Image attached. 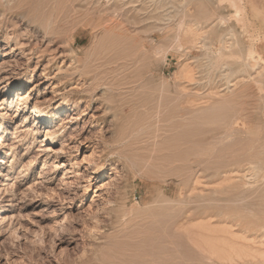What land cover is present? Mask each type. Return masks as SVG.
<instances>
[{"label": "rangeland", "instance_id": "rangeland-1", "mask_svg": "<svg viewBox=\"0 0 264 264\" xmlns=\"http://www.w3.org/2000/svg\"><path fill=\"white\" fill-rule=\"evenodd\" d=\"M155 1L156 4H154ZM160 1L154 0L153 3L152 0H139L135 3L138 5L136 9L131 5H127L128 7L124 5L126 0H84V2L83 0H12L10 2L8 11L6 12L7 22L5 23L6 25H2L3 33L0 40V78L3 76L8 77L6 79L7 85L23 81L21 82L24 84L22 88H15L13 89V92L8 94L10 95L8 98L11 106L6 113L9 117H16V119L11 123L12 127L14 126V123H22L24 127H21V129L24 131L17 132L11 127L12 130L10 132V136H7L5 140V142L8 143L5 153L7 152L9 154H1V158L6 157V160L9 162L7 165L1 164V166H3V168H1L2 171L6 166L14 163L16 164L14 169H12V172H9L11 180H6V176H0V182L6 183L4 186L0 185V189L4 188V191H7V193L9 192L8 195L3 190L0 191V207L9 209L5 213V216H7V223L4 222V224H0V264H119L133 258L131 256L135 254L134 252L137 244L146 235V228L145 226H142L143 223L131 226L124 233H122L123 235L119 234L120 236H109L98 242L92 240L89 236L87 237L85 230L86 224L83 221L85 219L84 211L87 209V205L93 194L90 193L87 196V199L81 198V193L79 194L77 189H75L77 188L76 185L80 180L78 178L81 177V173L77 174L74 171L79 169V172H81L82 170L80 167L75 168L74 164L71 166V163L74 161L78 162L81 159L82 155H80V150H78L79 142L89 135L92 141H100L97 143L99 144L98 150L100 149L99 151L106 152L105 156L102 157V161H104L103 163L105 164L106 175H108L110 171V165L112 163L110 160L118 154L116 153L117 151H121L123 154L135 157V162L139 163L142 162L141 160H145L149 156H152L155 160H151V164L153 165L149 168L141 169L140 167L134 166L133 171L136 174V178L131 172L128 175V184L125 181L120 182V186L124 187L125 194L128 197L127 202H129V204H131L134 199H138L143 202L152 201L156 196L158 189H163L166 194H169V196L173 195V197H175L179 191L181 192V190H184V192H182L189 194V196L194 194L195 196H192L194 199H196V196L200 199L206 198L202 203L207 204V206H211V209H213L205 210L204 208L191 212L190 221L187 226L192 228V235L197 236L195 233H198L204 238L219 235L211 232L209 234L207 230L202 232L203 229L197 227L198 225H201L202 222H211L206 224L213 228H221L223 225L228 224L230 226L231 223L234 228L232 227L233 229H231L230 226L229 230L231 232L235 231L227 237L231 238L233 241L235 237L233 235L249 237L250 241L262 238L263 231L258 225L263 224L264 222V201H262L264 198V192L259 190H256V192L254 190L249 191V189L245 188L246 185H244V188H241L243 184H240L241 186L239 187H234L235 182L231 181L230 178L232 174L235 175V172H231V169L236 167L237 164L232 166V164L230 165V162L232 161L231 157H226V159L220 156V151H222L221 148L225 142H209L207 139H204L203 142L198 140V143L196 140L193 142L189 141L190 143L188 142V144L186 143L187 141L181 139L180 136L183 135L182 133H184V131L186 132L188 129L194 128L195 130H198V136H202L203 134L205 135V131H208L207 134L210 135L214 131L218 130L221 126V122L218 120V115L224 105L229 106L231 110L239 109L240 107L243 109L245 107L243 110L244 113H246L245 116L248 115L245 117L247 127L249 126L248 128H251L254 133H264V128L262 129V127H264V93L262 92L261 95H258L256 89L257 87L254 86L253 82H250L249 84L251 85L250 87L252 90L250 89L249 84H246L245 86L242 85V83L239 84L240 86L242 85L241 88H243V90L246 89V92H244L245 95L239 92V85L236 86L237 89L233 87L235 89L234 91H236L238 95L236 93L234 94V91H225L226 93H221L222 95H226L228 98H225V96L221 97L220 95H215L214 93L216 91L225 87L224 83L226 79L224 78V73L227 72V70L223 67L224 61H236L238 59V55H233L225 51H222L224 52V55L220 54L221 51L220 48L218 49L220 46L218 44V40H213V43H211L212 45L210 44L209 48H190L180 51L177 50L176 42L173 40L174 32L177 26L176 24H178L180 20H191L193 17L203 16L208 10L216 12V17L223 16L225 18V21L223 20L221 23L220 21H217L220 29L222 28L219 32H224V30L227 31L228 29L233 28L236 33H238L237 35H240L239 37L245 40L247 44L250 42L247 36L250 32H252L253 35L256 34L255 36L258 35L255 38V41L257 40L256 42H258L259 38L264 39V32L260 30L262 24L259 20L250 18L249 21L251 23L248 24L252 29L250 28L249 30L248 27L247 32L245 30V25L243 26V22L237 18L235 11H233L234 9L232 10L228 3L221 4L218 0H193V2L188 5L189 7L187 9L183 8L181 10L183 13L181 12L175 17L177 20L174 18L173 20L169 15L171 14V17H173L172 11H176L173 10L176 8L169 6L171 4L170 0H162V4L165 8L161 5ZM167 1L170 4L166 3ZM200 3L204 4L205 8L204 6L200 8ZM166 6L170 10H167ZM155 7L158 8V10H156ZM138 8L140 9V12L138 11ZM261 10L264 11V7H262ZM22 12H28V16L26 18H22L20 16ZM122 14L123 16H121ZM111 15H113V17ZM184 17H186V19ZM119 18L121 20L123 19V23H120L121 20H119ZM134 20L136 21L134 22ZM113 21L115 23H120L121 26H118L115 31L104 32L102 25L106 24L105 22L112 24ZM223 22L224 25L222 24ZM12 23H15V25L12 26ZM125 29L126 31H130H127L129 34L125 31ZM6 33L9 35H16L19 33L17 39L25 43L34 44L38 42L36 44L37 49L40 48L42 50L45 47V50H43L44 53L42 52L40 55V53H36L37 50H35V52L30 56L25 57L20 50H16L12 54H9L10 49L8 47L13 46L15 44V40H12L9 46H6L4 43V36ZM260 39L259 43L264 41L263 39ZM49 40L52 42L47 45ZM141 45H143L144 48ZM105 49H107V51ZM215 49H218V51H215L216 53L214 52ZM68 50H73L74 57H79L83 63L85 62V65L88 66V63L92 64V73L100 74L102 70L105 72L100 74L99 82L101 85L110 89L106 97H99L97 100L94 97L95 95L98 96L100 94L99 91L101 89V85L84 93H74L70 90L75 82L80 81L81 78L79 79V76L72 71H62L61 73L57 72L58 66H67L70 63L72 57ZM208 50H210V53ZM101 53L105 55L104 58H102L103 55ZM206 53L208 55L207 58L209 57L208 59L206 58ZM52 55H56V58ZM95 55L97 57H95ZM98 56L100 60H98ZM212 58L217 59H215V61ZM209 59H212V61H208ZM110 60H112L113 64ZM220 60L222 62H220ZM105 62L107 63L103 64ZM101 64L104 66L102 67ZM188 64L191 68H193V73H196L195 79L193 80L195 83L189 82L188 80L177 76L180 69L183 68L184 65ZM98 65L101 66L98 67ZM200 65L202 67H200ZM212 66H214L215 69H213L214 67ZM42 67H48L49 71L48 77L43 80L41 77ZM206 67H211V69H207ZM220 68L224 69V71L220 70ZM217 69L219 70L217 71ZM212 70H214V73ZM220 72H224L223 75L221 74L222 77L220 76ZM220 78H222L223 81L222 79L220 80ZM32 84L36 86V89L30 92L29 86ZM47 85L48 88H46ZM214 87H216V89ZM51 89H56L57 92L53 94ZM214 89L215 92L212 93ZM44 91L46 92L44 93ZM251 92L254 93L250 95ZM79 95H81L82 101L79 106L75 108L73 103L78 99ZM234 95H237V97ZM92 96L94 97L93 99H87V97ZM44 97L48 98V100L44 102V110L47 113L48 118H53L54 121L41 127V124H37L38 118L32 114V107L35 100H43L45 99ZM259 97L261 99H259ZM188 98L190 100L191 98H194L195 101H191L195 102L193 103L196 104V107L199 105L198 107L201 108L197 107L193 111L189 110L187 107L186 112V109L183 108H185L184 106L186 103L188 104V102H186L187 100L189 101ZM225 99L229 102L226 103ZM24 102L28 104L27 111L29 112L23 113L22 117L19 118L17 117L18 106ZM237 102H239L240 105H237ZM234 103H236V105ZM250 103H252V105ZM182 104L183 106L181 107ZM107 105L111 107V110L108 114H105L104 111ZM187 106L190 108V105ZM189 111L193 112L191 113ZM249 112L251 114H249ZM24 116H27L26 122H23ZM199 130H201L203 134L200 133ZM54 132H57L58 134L61 132L62 134H59V136L56 137L55 142L46 147L42 146L41 143L43 142V139L46 138V135ZM208 135L205 136L207 137ZM92 136L93 138H91ZM178 136L180 137L179 139H177ZM181 140H183V143ZM247 142L248 141H243V145L250 144ZM226 143L229 142L227 141ZM190 145H194L195 147L200 145L203 146L199 148L197 147L198 150L193 147V149L189 151L188 148L191 147ZM243 145L238 144V148ZM210 146L215 147L212 150V147ZM47 147H50L54 152L61 150L62 153H58V155H66V158L64 159H69L71 162L67 163V161H64L67 166L59 168V161H61V159L59 158L58 162H56V158L52 156V153L48 156L49 152L45 151ZM199 149L206 150L209 154L208 152H203V150ZM182 150H188V153H190L187 154V161H185L186 163L184 165H181L183 163L180 162V160H182L180 156L177 155L174 157L171 155L172 152H182ZM192 150H194L195 154ZM191 152L194 155H191ZM155 153L156 155H154ZM176 157L180 159L177 160ZM13 158L14 160L11 162V159ZM96 159L98 160V157H96ZM165 160L169 164H167ZM216 160L218 161L216 162ZM154 162L158 163V165L154 164ZM209 163H212V165ZM163 166L164 170L172 168L174 169L173 173L178 174L189 173L190 169L192 173L194 169L198 168V166L204 170H202L198 185L197 183H195L194 186L191 184H184L182 187L181 185H177V181L175 179L170 180V178H167L168 181L166 183L162 182V175H166L162 172ZM69 171L72 173H69ZM3 172L7 174L5 170ZM141 172H144V176L140 175ZM227 172H231V175L229 173L228 175ZM157 173L158 175H156ZM211 175H213V177ZM227 175L228 178H226ZM130 177L133 180L130 179ZM141 179L148 182L150 186L143 185V180ZM227 179L230 180L231 183L230 181L228 182ZM221 181H223V183ZM220 182L222 186L219 185ZM230 186L232 189L228 190ZM18 187L20 189H18ZM237 188H239L240 191ZM198 189H201L203 192L200 190L201 193L198 191L197 193L196 190ZM211 189L216 192L219 189L218 194H216V192H212ZM224 192H228V194H225ZM213 194L214 196H212ZM221 194L223 196H221ZM231 194L235 197L234 199L231 198ZM236 194L239 196L241 194L240 197H242L243 200L245 199L244 202L239 201L241 199L237 198L239 196L237 195L236 197ZM227 196H229V198ZM213 197L216 201H214ZM236 198L238 199L237 202ZM208 199H210V202H208ZM230 200L233 201V203ZM259 200L262 202L260 203ZM221 201L223 202L220 203ZM257 203H260L261 205H258ZM220 208L225 212L231 213V215L236 214L238 217L239 215H242V226L237 225L238 221L235 222L229 220L230 223L224 224L223 219L219 217L211 218L208 216L210 215L208 211H217V209ZM181 216L182 212L173 215L169 219L168 225H171L172 222H178ZM200 218H202V221ZM217 218H219V220ZM251 219L254 220L252 221ZM203 220L207 221L204 222ZM191 221H194V224ZM250 222L252 223L250 224ZM221 223L222 225H220ZM235 223L236 226L234 225ZM108 224L109 221L107 219H105L102 223V225ZM249 225H252V231L248 230L246 233L243 232ZM256 228L258 230H256ZM131 231H135L136 233H133L131 236ZM139 231H142L144 236L140 234L141 232ZM126 232H129V238L126 237V235L128 236ZM135 234L136 237L134 236ZM137 234H139V236H137ZM258 241L257 244L252 242V245H260ZM127 243L128 245H126ZM133 244H136V246L134 245L133 247ZM174 246H177L176 248L178 251L183 254L180 256V260L184 264H191V262L194 264L228 263L219 259L218 261L216 260L217 258L215 259L214 257L211 258L206 252L204 255V252L193 243H187V246H190L189 248L191 251L187 246H181L178 243ZM83 251H85V253ZM94 252H96V255ZM201 252H203V254ZM126 254L129 256L127 257ZM202 256L208 257L203 259ZM210 258L212 259L211 261ZM99 260L100 262H98ZM238 263L242 264L241 262ZM238 263L234 262L228 264ZM251 264L261 263L254 262Z\"/></svg>", "mask_w": 264, "mask_h": 264}, {"label": "bare ground", "instance_id": "bare-ground-1", "mask_svg": "<svg viewBox=\"0 0 264 264\" xmlns=\"http://www.w3.org/2000/svg\"><path fill=\"white\" fill-rule=\"evenodd\" d=\"M12 0H0V40H1V35L3 33V27L2 25H4L7 22V18H6V12L8 11V6L10 4ZM123 1V0H122ZM139 0H130L125 2L124 5H131L133 7H136L138 5H136L135 3H137ZM154 3V0H152ZM160 1V0H159ZM84 2V0H83ZM161 5L164 6L162 3V0L160 1ZM159 2V3H160ZM191 2H193V0H170V4L168 1L166 3L170 4L169 6L175 7L176 11H172V15L173 17H171V14L169 15L170 18H174L175 20H177V18H175L177 15H179L182 11L183 8H188L189 4H191ZM207 2V1H206ZM218 2H220L221 4L224 3H228V5L230 6V8H232L233 11H235L237 18L240 19V21L243 22V26L245 25V30L247 31V28L249 27L248 23H251L249 20L250 18H255L257 20H259L262 24L261 27V31L264 32V11L261 10L262 7H264V0H218ZM13 3V2H12ZM96 3V2H95ZM144 3V2H143ZM36 4V3H35ZM118 4V2H117ZM122 4V3H121ZM120 4V5H121ZM156 4V1L155 3ZM167 4V5H168ZM201 4V3H200ZM219 5V4H218ZM140 6V5H139ZM157 6V5H155ZM202 8L205 5L201 4L200 5ZM215 6V5H214ZM13 7V6H12ZM114 7V6H113ZM125 7V6H124ZM128 7V6H127ZM192 7V6H191ZM132 8V7H131ZM150 8V7H149ZM156 8V7H155ZM159 8V6H158ZM158 8H156V10H158ZM165 8V6H164ZM167 10L168 7L166 6ZM171 8V7H170ZM124 9V8H123ZM129 9V8H128ZM127 9V10H128ZM143 9V8H142ZM141 9V11H142ZM131 10V9H130ZM133 10V8H132ZM140 9L138 8V11ZM145 10V9H143ZM149 10V9H148ZM155 10V9H154ZM207 10V9H206ZM112 11V10H111ZM115 11V10H114ZM137 11V12H138ZM147 11V10H146ZM216 11V10H215ZM140 12V11H139ZM205 12V11H204ZM220 12V11H219ZM108 13V12H107ZM123 13V12H122ZM170 13V11H169ZM175 13V14H174ZM183 13V12H182ZM206 14H204L203 16H196L193 17L191 20H180V22L178 24H176V29L174 32V42H176V47L177 50H185V49H190V48H209L210 44L213 43V40H218V49L220 48V51H225L228 53H231L233 55H238V59L235 60L236 61H232V62H225L222 58V60L224 61L223 63V67L225 70H227V72H223L224 73V78L226 79L225 83H224V88L223 89H219V91L215 92L216 87H214V94L215 95H220L225 96V98L227 97L226 95H222V92L225 91H234L237 85H239L240 83H242V85H246L249 84L250 82L254 83V86H256L257 88V92L258 95H261L262 92L264 93V41L259 43V39L258 42L255 41V38L258 36H255L252 34H248V39H249V43L247 44L245 42V40L241 39V37H239L236 33V31L233 28L228 29L227 31L224 30V32H219L220 26L217 23V21H220V23L225 19L223 16H219L216 17L215 14L216 12H214L213 10H208L207 12H205ZM110 14V13H109ZM235 15V14H234ZM20 16L22 18H26L28 16V12H22L20 14ZM113 17V15H111ZM123 16V14L121 15ZM215 16V17H214ZM110 17V16H109ZM125 17V16H124ZM229 17V16H228ZM118 18V17H117ZM186 19V17H184ZM173 19V20H174ZM229 19V18H228ZM227 19V20H228ZM237 19V20H239ZM119 20H121L119 18ZM117 20V21H119ZM232 20V19H231ZM12 21V20H11ZM28 21V19H27ZM105 21V20H104ZM103 21V22H104ZM111 21V20H110ZM123 19L120 21V23L122 22ZM136 20H134L135 22ZM170 21V20H169ZM225 21V20H224ZM249 21V22H248ZM128 22V21H126ZM241 22V23H242ZM19 23V22H18ZM106 24L102 25L103 31L104 32H108V31H115V29L118 26H121L120 23L118 22H112L108 23L105 22ZM125 23V21H124ZM139 23V22H138ZM177 23V22H176ZM226 23V22H225ZM133 24V23H132ZM224 25V22L222 23ZM257 24V23H256ZM6 25V24H5ZM15 23H12V26H14ZM97 25V24H96ZM174 25V24H173ZM251 25V24H250ZM50 26V25H49ZM135 26V25H134ZM226 26V25H225ZM257 26V25H256ZM58 27V26H57ZM60 27V26H59ZM98 27V26H97ZM95 27V28H97ZM255 27V26H254ZM5 28V27H4ZM100 28V27H99ZM124 28V27H122ZM226 28V27H225ZM244 28V27H243ZM242 28V29H243ZM251 27H249L250 30ZM127 29V28H126ZM125 29V31H126ZM131 29V28H130ZM252 29V28H251ZM27 30V29H26ZM117 30V29H116ZM122 30V29H121ZM120 30V31H121ZM258 30V29H257ZM118 31V32H120ZM129 31V30H127ZM126 31V32H127ZM256 31V30H255ZM123 32V30H122ZM130 32V31H129ZM136 32V31H135ZM248 32V31H247ZM258 32V31H257ZM261 32V33H262ZM30 33V32H29ZM28 33V34H29ZM128 33V32H127ZM134 33V31H133ZM240 33V32H239ZM19 34V33H18ZM18 34L16 35H9L8 33L5 34L4 36V43L6 46H9L10 42H12V40L15 42V44L11 47H8L10 49L9 54H12L14 51L16 50H20V52L26 57V56H30L32 53L36 51V53H40V55L42 54L43 50H45V47L41 50L40 48L37 49V43L34 44H29V43H25L21 40H18ZM21 34V33H20ZM46 34V33H45ZM103 34V33H102ZM119 34V33H118ZM123 34V33H121ZM129 34V33H128ZM264 34V33H263ZM262 34V36H263ZM117 35V34H116ZM244 35V34H243ZM260 35V34H259ZM20 36V35H19ZM27 36V34H26ZM36 36V35H35ZM121 36V35H120ZM127 36V35H126ZM135 36V35H134ZM255 36V37H254ZM24 38V37H23ZM114 38V37H113ZM124 38V37H121ZM32 39V38H30ZM108 39V38H107ZM115 39V38H114ZM208 39V41H207ZM246 39V38H245ZM263 39V38H261ZM260 39V40H261ZM264 40V39H263ZM31 41V40H29ZM110 41V40H109ZM115 41V40H114ZM121 41V40H120ZM52 42L51 40H49V42L47 43V45ZM63 42V41H62ZM119 42V41H117ZM142 42V41H141ZM145 42V41H144ZM173 42V41H172ZM110 43V42H108ZM216 43V41H215ZM62 44V43H61ZM120 44V43H119ZM148 44V43H147ZM46 45V44H45ZM46 45V46H47ZM175 45V44H174ZM212 45V44H211ZM140 46V45H139ZM143 47V45H141ZM147 46V45H146ZM216 46V45H215ZM112 47V46H111ZM110 47V48H111ZM155 47V46H154ZM153 47V48H154ZM108 48V47H107ZM144 48V47H143ZM151 48V49H153ZM109 49V48H108ZM113 49V48H112ZM139 49V48H138ZM157 49V48H156ZM205 49V48H204ZM203 49V50H204ZM212 49V47H211ZM218 49H215L214 52ZM107 51V49H105ZM114 50V49H113ZM137 50V49H136ZM158 50V49H157ZM202 50V49H201ZM52 51V50H51ZM69 53L71 54V61L70 63L65 66V65H60L57 67V72H68V71H72L74 73H76L77 76H79V79L81 78L80 81L75 82V84L70 88L71 91H73L74 93H84L87 92L89 90H91L92 88H96L98 86H100V74L101 73H105L103 70V72L101 71V73H92V64L88 63V66L85 65V62L83 63V61L75 56L74 57V51L73 50H68ZM176 51V50H175ZM210 53V50H208ZM76 52V51H75ZM105 52V51H104ZM103 52V53H104ZM112 52V51H111ZM144 52V51H142ZM158 52V51H156ZM160 52V49H159ZM188 52V50H187ZM206 52V51H204ZM220 54H223L224 52H222ZM44 53V52H43ZM51 53V52H50ZM134 53V52H133ZM132 53V54H133ZM147 53V51H146ZM154 53V52H153ZM212 53V52H211ZM216 53V52H215ZM8 54V55H9ZM102 54V53H101ZM100 54V55H101ZM117 54V53H116ZM120 54V53H119ZM135 54V53H134ZM133 54V55H134ZM143 54V53H142ZM155 54V53H154ZM214 54V53H213ZM218 54V53H217ZM216 54V55H217ZM38 55V54H37ZM36 55V56H37ZM59 55V54H58ZM99 55V56H100ZM103 55V54H102ZM115 55V54H114ZM211 55V54H210ZM224 55V54H223ZM34 56V55H33ZM35 56V57H36ZM53 56V55H52ZM98 56V60L99 59ZM105 55H103L102 58H104ZM132 56V55H131ZM207 53H206V58H207ZM214 56V55H213ZM219 56V55H218ZM217 56V58H218ZM42 57V56H41ZM54 58H56V55L53 56ZM94 57V56H93ZM95 57H97L95 55ZM124 57V56H123ZM215 57V56H214ZM231 57V56H230ZM233 57V56H232ZM237 57V56H236ZM28 58V57H27ZM31 58V57H30ZM109 58V57H108ZM118 58V57H117ZM209 58V57H208ZM207 58V59H208ZM215 58V59H217ZM221 58V57H220ZM229 58V56H228ZM119 59V58H118ZM214 59V58H212ZM212 59H209L208 61H212ZM214 59V60H215ZM232 59V58H231ZM64 60V59H63ZM62 60V61H63ZM88 60V59H87ZM200 60V59H199ZM230 60V59H229ZM51 61V60H50ZM112 63V60H110ZM115 61V60H114ZM121 61V59H120ZM216 61V60H215ZM231 61V60H230ZM64 62V61H63ZM62 62V63H63ZM109 62V61H107ZM107 62L103 63L106 64ZM202 62V60H201ZM200 62V63H201ZM220 62H222L220 60ZM47 63V62H46ZM49 63V62H48ZM92 63V62H90ZM108 63V64H111ZM116 63V62H115ZM123 63V62H121ZM210 63V62H208ZM113 64V63H112ZM94 65V63H93ZM102 65V64H101ZM100 65V66H101ZM212 65V63H211ZM98 65V67H100ZM104 65H102L103 67ZM106 66V65H105ZM109 66V65H108ZM117 66V65H116ZM206 66V65H205ZM52 67V66H51ZM97 67V68H98ZM200 67H202L200 65ZM199 67V68H200ZM214 67V66H212ZM108 68V67H106ZM207 69L211 67H206ZM218 68V67H216ZM109 69V68H108ZM119 69V68H118ZM215 69V67L213 68ZM224 69L220 68V70ZM219 69H217L218 71ZM107 71V70H106ZM200 71V70H199ZM214 73V70H212ZM216 71V72H217ZM6 72V71H5ZM48 67H42V72H41V77L42 80L45 79L46 77H48ZM207 72V71H206ZM222 72V71H221ZM220 72V76L222 77L223 73ZM199 73V72H198ZM1 74V72H0ZM179 78L182 79H186L189 82H194L193 80L195 79V74L193 73V68H191V66L188 65H184L183 68L180 69V71L177 73ZM217 74V73H216ZM219 74V73H218ZM222 74V75H221ZM205 75V74H204ZM198 76V75H197ZM214 76V75H213ZM212 76V78H213ZM216 76V75H215ZM8 77L3 76L0 78V176H6V180H11V178L9 177V172H12V169H14V166L16 163L6 166L4 167V170L7 172V174L5 172H3L1 170V168H3L2 165H7L9 162L6 160V157H2L1 158V154L5 153V149L8 146V143L5 142L7 136H10V132H11V123L16 119V117H9L7 116V111L9 110L10 105V100L8 98L9 93L13 92V89L15 88H22V86L24 85L23 81H20L18 83H14L12 85H7L6 84V79ZM108 78V77H107ZM114 78V76H113ZM178 78V79H179ZM215 78V77H214ZM217 78V77H216ZM207 79V78H206ZM222 78H220L221 80ZM238 79V80H237ZM181 80V79H179ZM235 80H237L236 82H234ZM182 81V80H181ZM187 81V83H188ZM208 81V80H207ZM216 81V80H215ZM223 81V79H222ZM43 82V81H41ZM110 82V81H109ZM184 82V81H183ZM186 82V81H185ZM205 82V81H204ZM212 82V81H211ZM221 82V81H220ZM60 83V82H59ZM195 83V82H194ZM213 83V82H212ZM105 84V83H104ZM191 84V83H190ZM193 84V83H192ZM197 84V83H196ZM221 84V83H220ZM26 85V84H25ZM50 85V84H49ZM106 85V84H105ZM195 85V84H194ZM202 85V83H201ZM207 85V84H206ZM210 85V84H209ZM208 85V86H209ZM241 85V86H242ZM253 85V84H252ZM219 86V85H218ZM241 86L239 85V92L243 93L246 92V87L244 88L245 90H243V88H241ZM251 85L249 84V87ZM253 86V87H254ZM53 87V86H52ZM100 94L97 96L95 95L94 97L96 98V100L99 97H106L109 93V88L105 87L104 85L100 86ZM117 87V86H116ZM201 87V86H199ZM213 87V86H212ZM221 87V86H220ZM235 89H234V88ZM12 88V90H11ZM48 88V85L47 87ZM90 88V89H89ZM248 88V87H247ZM30 92L34 91L36 89V86L34 84L29 86ZM53 89V88H52ZM51 89V90H52ZM210 89V88H209ZM242 89V90H241ZM250 89L252 90V88L250 87ZM249 89V90H250ZM65 90V89H64ZM248 91V90H247ZM46 91H44L45 93ZM53 94L55 92H57L56 89L52 90ZM238 92V93H239ZM226 93V92H225ZM234 94L236 93V91L233 92ZM249 93V92H248ZM254 93L251 92L250 95ZM232 94V93H231ZM237 94V93H236ZM22 95V94H21ZM150 95V94H149ZM238 95V94H237ZM237 95H234L235 97H237ZM245 95V94H244ZM243 95V96H244ZM255 95V94H254ZM84 96V95H83ZM88 96V95H87ZM229 96V95H228ZM233 96V94H232ZM256 96V95H255ZM23 97V96H22ZM76 97V96H75ZM92 97H87V99H93ZM150 97V96H148ZM179 97V96H178ZM185 97V96H184ZM231 97V96H230ZM247 97V96H246ZM24 98V97H23ZM45 98V97H44ZM84 98V97H83ZM187 98V97H186ZM228 98V97H227ZM233 98V97H232ZM249 98V96H248ZM50 99V98H49ZM82 97L81 95H79L78 99L74 101L73 106L75 108H77L79 106V104L81 103ZM189 99V98H188ZM252 99V98H251ZM259 99H261L259 97ZM48 100V98L45 99H40V100H35L33 103V107H32V114H34L36 116V118H38V122L37 124H41L43 127L44 125L50 124L51 122H53V118H48L47 113L44 110V102H46ZM153 100V99H152ZM184 100V99H183ZM191 100H194V98H191ZM190 99L189 101L187 100L186 102H188V104L186 103V105L184 106L186 109L188 107L189 110H193L196 107V104H194L195 100L192 102ZM210 100V99H209ZM221 100V99H220ZM226 100V101H225ZM224 101L227 103L229 101H227V99H225ZM248 100V99H247ZM181 101V100H180ZM191 101V102H190ZM197 101V100H196ZM219 101V100H218ZM245 101V100H244ZM151 102V100H150ZM198 102V101H197ZM220 102V101H219ZM235 102V101H233ZM232 102V103H233ZM243 102V101H242ZM254 102V101H253ZM259 102V101H258ZM263 102V101H262ZM181 103V102H180ZM184 103V104H185ZM213 103V102H212ZM237 105H240L239 102H237ZM241 103V102H240ZM148 104V102H147ZM199 104V103H198ZM214 104V103H213ZM236 105V103H234ZM245 104V103H244ZM252 105V103H250ZM249 104V105H250ZM22 105V106H21ZM27 103H21L20 106H18V111H17V117L21 118L23 113L29 112L27 111ZM88 105V104H87ZM190 105V108L189 106ZM201 105V103H200ZM210 105V104H209ZM222 105V104H221ZM230 105V104H229ZM242 105V103H241ZM247 105V106H249ZM183 106V104L181 105V107ZM60 107V106H59ZM62 107V106H61ZM206 107V106H205ZM235 107V106H234ZM66 108V107H65ZM201 108V107H198ZM209 108V107H208ZM245 108V107H244ZM243 108V109H244ZM104 109V108H103ZM207 109V108H206ZM210 109V108H209ZM212 109V108H211ZM241 107L239 109H233L231 110L229 108V106H225L221 108V112L218 115V120L221 122V126L219 127L218 130L214 131L212 134L208 135L207 132L205 131V135H208L207 137L200 131V133H202V136H198L199 132H197L198 130L194 129H188L186 132L184 131V133H182L183 135L180 136L181 139H183L184 141H187L186 143L193 142V141H202L204 139H207L209 142H225V144L223 145V147L221 148L222 151H220L221 153V157L222 158H232V161L230 162V165L232 164V166H234L235 164H237L236 167H231L233 169H231V172H235V175L232 174L230 180L235 182L234 187H239L241 186L240 184H243V186H241V188H245L249 189V191H255L259 190V191H263L264 192V133H254L251 128L247 127V121L246 118L247 116L246 113H244ZM111 107L109 105L106 106L104 113L108 114V112H110ZM181 110V109H180ZM247 110V109H246ZM193 111H189V112H193ZM185 112V111H184ZM187 112V109H186ZM254 112V111H253ZM83 114V113H82ZM190 114V113H189ZM248 114V113H247ZM249 114H251L249 112ZM117 115V114H116ZM115 115V116H116ZM185 115V114H184ZM72 116V115H71ZM92 116V115H91ZM251 116V115H250ZM187 117V116H186ZM252 117V116H251ZM264 117V116H263ZM24 121H27V116L23 117ZM180 118V117H179ZM189 118V117H187ZM8 119V120H5ZM182 119V118H181ZM250 119V117H249ZM107 120V119H106ZM187 123V121H186ZM20 124V125H19ZM14 123V126L12 127L14 130H16L17 132L19 131H24L21 129V127H24V125L22 123ZM183 124V122H182ZM101 125V124H100ZM186 125V124H185ZM179 126V125H178ZM177 126V127H178ZM183 126V125H182ZM218 127V126H216ZM181 128V127H180ZM215 128V127H214ZM260 128V127H259ZM264 127H262L263 129ZM197 129V126H196ZM203 129V128H202ZM213 130V129H212ZM62 131V130H60ZM16 132V133H17ZM34 132V131H33ZM92 132V131H91ZM49 133V132H48ZM59 134H62L61 132ZM59 134L57 132L54 133H50L46 135V138L43 139V142L41 143L42 146H48L49 144L55 142V139L57 136H59ZM20 135V134H19ZM177 135V134H176ZM201 135V134H200ZM97 136V135H96ZM95 136V137H96ZM178 136L177 139L180 138ZM17 138V137H16ZM21 138V137H20ZM93 138V136L91 137ZM101 139V138H100ZM126 139V138H125ZM149 139V138H148ZM20 140V139H19ZM124 140V139H123ZM183 140L182 143H183ZM12 141V140H11ZM198 141V143H199ZM229 143H226V142ZM243 141H248L247 143H250L248 145H243ZM100 142V141H98ZM98 142H94L90 139V135L86 138H84L82 141L79 142V146H78V150H80V155H82L81 159L77 162H72V164H74L75 168H81V172H79L78 170H75V173H81V177L78 178L80 179L77 183V191L79 192V194L81 193V198H86L87 196L92 193V198L90 199V202L87 205V209L84 211V217L85 219L83 220L86 224V234L87 237L89 236L92 240L94 241H100L102 239H106L109 236H113V235H123L122 233H124L127 229H129L131 226L133 225H137V224H142V226H145L146 230V235L144 238L141 239V241L137 244H133L136 246V250H135V254L131 257H133L132 259H129L127 261H124L123 263H119V264H184L183 262H181L180 260V256H182L183 254L180 253L178 251V249L176 248L177 243L181 246H187V243H193L196 247H198L201 251L208 253L207 255H209V257H214L216 260H221V261H225L228 263H234V262H241L242 264L246 263V264H251L254 262H258L261 264H264V222L263 224L258 225L259 228H261V230L263 231L262 234V238L258 239V240H253L250 241L249 237H242V236H235L234 237V241L231 240V238H228L227 236L229 234H232L233 232H231L229 230L230 226L231 229L234 228V226L231 225V223L229 222V220L231 221H238L237 225L242 226V222H243V216L239 215V217L236 214H232L223 211V209H217V211H208L211 218H215V217H219L221 219H223V223L224 224H228V225H223L221 228H213L210 225H208L211 222H206L205 220H203L204 222L208 223H203L201 225H198V228H202V232H204V230H207L208 233H217L219 235L214 236V237H202L201 235H199L198 233H194L197 234V236L192 235V228H189L187 226V224L190 221V214L191 212H195L198 211L200 209H204L205 210H213L211 209V206H207V204H203L202 202H204V200L206 199H200L197 198L194 199L192 196H195L194 194L189 196V194L183 193L184 190H181V192L179 191V193H177V195L175 197H173V195L169 196V194H166V192H164L163 189H156L157 190V194L156 196L153 198L152 201H140L138 199H134L131 204H129V202H127V196L125 194V190L124 187H121L120 182H126L128 181V175L132 172L134 177L136 178V174L133 171L134 166L140 167L141 169L143 168H149L150 166H152L153 164H151V160L153 159L152 156L149 157H145L146 159L144 160H140L142 162H135V157L133 156H128L126 154H123L121 151H117L116 153H118L115 157H113V159H111L110 161L112 162L110 165V171L108 173V175L105 174V164L103 163L104 161H102V157L105 156L106 152L105 151H99L98 150ZM128 142V141H127ZM144 142V141H143ZM189 142V143H190ZM176 143V142H175ZM174 143V144H175ZM188 143V144H189ZM198 143H196L197 145H199ZM201 143V142H200ZM185 144V142H184ZM194 144V143H193ZM209 144V143H208ZM214 144V143H212ZM217 144V143H216ZM238 144H242L243 146H241L240 148H238ZM126 145V144H125ZM151 145V144H150ZM204 145V144H203ZM202 145V146H203ZM173 146V145H172ZM171 146V147H172ZM178 146V145H176ZM188 146V145H187ZM191 146V147H190ZM188 148L189 151H191V149H197L200 146L195 147L194 145H190ZM216 146V145H215ZM215 146H210L212 147V150ZM237 146V147H236ZM150 147H154V146H150ZM156 147V146H155ZM174 147V146H173ZM172 147V148H173ZM11 148V147H10ZM120 148V147H119ZM145 148V147H144ZM183 148V147H182ZM186 148V149H187ZM123 149V148H122ZM147 149V148H145ZM155 149V148H154ZM184 149V148H183ZM204 149V148H203ZM203 149H199V150H203ZM210 149V148H209ZM135 150V149H133ZM187 151L182 150V152H172L171 155L172 156H180L182 160H180V162H182L184 165L187 161L186 157L188 153ZM208 150V149H207ZM217 150V148H216ZM220 150V149H218ZM44 151V150H43ZM47 152H49L48 156H50V154L52 153V156H54L56 158V162H58L59 158L61 159V161H59V168H63L66 167L67 165L65 164L64 161H67V163L71 162V160L69 159H64L66 158L65 156H59L58 153H62L61 150L58 151H53L50 147H47L46 150ZM153 151V150H152ZM171 151V150H170ZM194 152V150H192ZM206 150H203V152ZM146 152V151H145ZM197 152V151H196ZM200 152V151H199ZM198 152V153H199ZM208 152V151H206ZM205 152V153H206ZM214 152V151H212ZM218 152V151H217ZM192 153V152H191ZM9 153H5V155H7ZM195 154V152H194ZM193 153L191 155H194ZM197 154V153H196ZM207 154V153H206ZM209 154V152H208ZM214 154V153H213ZM212 154V155H213ZM216 154V153H215ZM148 155V154H147ZM156 155V153L154 154ZM168 155V153H167ZM166 155V156H167ZM201 155V154H200ZM230 155V156H228ZM109 156V155H108ZM138 156V155H137ZM208 156V155H207ZM219 156V155H217ZM96 157H98V160L96 159ZM159 157V156H158ZM190 157V156H189ZM215 157V156H213ZM220 157V158H221ZM16 158V157H15ZM143 158V157H142ZM156 158V156H155ZM161 158V157H160ZM169 158V157H168ZM177 158V157H176ZM196 158V157H195ZM199 158V157H198ZM197 158V159H198ZM207 158V157H206ZM205 158V159H206ZM209 158V157H208ZM212 158V157H211ZM216 158V157H215ZM180 158H177V160ZM185 159V160H184ZM219 159V158H218ZM227 159V158H226ZM234 159V160H233ZM242 159V160H240ZM14 158L11 159V162H13ZM154 160V159H153ZM161 160V159H160ZM173 160V158H172ZM155 161V160H154ZM158 161V160H157ZM163 161V159H162ZM166 161V160H165ZM169 161V159H168ZM176 161V160H175ZM211 161V160H210ZM218 160H216L217 162ZM223 161V160H222ZM167 162V161H166ZM165 162V163H166ZM174 162V161H173ZM212 162V161H211ZM225 162V160H224ZM164 163V164H165ZM157 164L158 163H155ZM159 164H163V163H159ZM167 164H169L167 162ZM171 164V161H170ZM210 164V163H209ZM220 164V163H219ZM218 164V165H219ZM227 164V163H226ZM58 165V166H59ZM194 165V164H193ZM199 165V164H198ZM212 165V163L210 164ZM208 165V166H210ZM224 165V164H223ZM56 166V165H55ZM166 166V165H165ZM187 166V165H186ZM216 166V165H214ZM225 166V165H224ZM229 166V165H228ZM227 166V167H228ZM167 167V166H166ZM193 168V167H192ZM154 169V168H153ZM160 169V168H159ZM226 169V168H225ZM70 170V169H69ZM172 168H169L167 170H164V166L162 169V172L166 175H162L163 179L162 182L166 183L168 181L167 178H170V180H176L177 185H187V184H191L192 186L195 185V183H199L200 180V175L202 173V169L200 166H198V168L194 169V171L191 173V169L189 171V173H183V174H178V173H173ZM182 170V169H181ZM227 170V169H226ZM225 171V170H224ZM73 172V173H74ZM153 172V171H152ZM157 172V171H155ZM206 172V171H205ZM226 172V171H225ZM231 172H227V174L229 173L231 175ZM69 173H72L71 171H69ZM138 173V172H137ZM149 173V172H148ZM147 173V174H148ZM154 173V172H153ZM207 173V172H206ZM150 174V173H149ZM155 174V173H154ZM160 174V173H159ZM208 174V173H207ZM224 174V172H223ZM228 174V175H229ZM8 175V176H7ZM75 175V174H74ZM138 175V174H137ZM140 175L144 176V172H141ZM158 175V173L156 174ZM218 175V173H217ZM228 175L226 178H228ZM79 176V175H78ZM149 176V175H148ZM213 177V175H211ZM210 176V177H211ZM216 176V175H215ZM226 176V175H225ZM224 176V177H225ZM64 177V176H62ZM132 177V176H131ZM134 178V177H132ZM159 177V176H158ZM217 177V176H216ZM223 177V175H222ZM138 178V177H137ZM202 178V177H201ZM68 179V178H67ZM75 179V177H74ZM219 180H221L220 178H218ZM133 180V179H132ZM143 180V179H141ZM228 180V179H227ZM228 180V182L230 181ZM131 181V180H130ZM230 181V183H231ZM19 182V181H18ZM142 182V181H141ZM216 182V181H215ZM223 183V181H221ZM221 182L219 185H221ZM130 183V182H129ZM143 185L145 186H150V184L148 182H145L143 180ZM171 183V182H170ZM175 183V182H173ZM229 183V185H230ZM128 184V183H127ZM203 184V183H202ZM218 184V182H217ZM0 185H6L5 182L1 183ZM69 185V184H68ZM166 185V184H165ZM228 185V186H229ZM232 185V184H231ZM260 185V186H257ZM8 186V185H7ZM18 186V185H17ZM180 186V187H181ZM182 186V187H183ZM222 186V185H221ZM221 186H217V187H221ZM200 187V186H199ZM215 187V186H214ZM233 187V186H232ZM140 188V187H139ZM185 188V187H184ZM190 188V187H189ZM227 188V187H226ZM233 188V189H235ZM15 189V188H14ZM18 189H20L18 187ZM74 189V190H75ZM187 189V188H186ZM191 189V188H190ZM202 189V188H201ZM200 189V190H201ZM231 186L229 187L228 190H231ZM239 190V188H237ZM236 189V190H237ZM3 190L4 188H1L0 191ZM194 190V188H193ZM192 190V191H193ZM200 190H196V192H200ZM212 190V189H211ZM235 190V191H236ZM76 191V192H77ZM183 191V192H182ZM190 191V190H189ZM202 191V190H201ZM219 189L216 191L212 190V192H216V194H218ZM221 191V189H220ZM227 191V189H226ZM240 191V190H239ZM258 191V192H259ZM5 193H7V191H4ZM127 192V189H126ZM178 192V191H177ZM197 192V193H198ZM203 192V191H202ZM223 192V191H222ZM229 192V191H228ZM228 192H224L225 194H228ZM232 192V191H231ZM245 192V191H244ZM2 193V192H1ZM15 193V191H14ZM13 193V194H14ZM169 193V192H168ZM195 193V194H197ZM201 193V192H200ZM199 193V194H200ZM239 193V192H238ZM246 193V192H245ZM4 194V193H3ZM9 195V192L7 193ZM198 194V195H199ZM220 194V193H219ZM260 194V193H259ZM17 195V194H15ZM135 195V194H134ZM233 194H231V198H235L234 196H232ZM238 194H236L237 197ZM252 195V194H251ZM262 195V192H261ZM206 196V195H204ZM214 196V194L212 195ZM211 196V197H212ZM221 196H223L221 194ZM239 196V195H238ZM241 196V194H240ZM237 197L241 200L239 201H243L242 197ZM253 196V195H252ZM65 197V196H64ZM70 197V196H69ZM229 198V196H227ZM250 197V196H249ZM247 197V198H249ZM217 198V197H216ZM236 198V202L237 199ZM263 198V196H262ZM261 198V199H262ZM214 201L215 198L213 197ZM218 199V198H217ZM231 199V200H233ZM6 200V199H5ZM82 200V199H81ZM210 199H208V202ZM220 200V198H219ZM228 200V199H227ZM230 200V201H231ZM264 201V198L263 200ZM262 201L259 200V202L261 203ZM1 202V199H0ZM223 201H221L220 203H222ZM226 202V201H225ZM224 202V204H225ZM233 203V201H231ZM63 203V202H62ZM252 203V202H251ZM260 203H257L258 205H261ZM212 204V203H211ZM215 204V203H214ZM217 204V203H216ZM223 204V205H224ZM236 204V203H235ZM249 204V203H248ZM253 204V203H252ZM255 204V205H257ZM6 205V204H5ZM9 205V204H8ZM219 205V204H218ZM263 206V205H262ZM241 207V205H240ZM244 207V206H243ZM251 207V206H250ZM216 208V207H215ZM9 209L4 208V207H0V224L4 222H6L7 220V216H5V213L8 211ZM84 210V209H83ZM243 210V209H242ZM259 210V209H258ZM260 211V210H259ZM182 212V216L179 219L178 222H172L171 225H168V221L169 219L177 214V213H181ZM242 212V211H240ZM207 213V212H206ZM235 213V212H233ZM205 214V213H204ZM206 216V214H205ZM83 217V216H82ZM207 217V216H206ZM209 217V218H210ZM177 218V217H176ZM199 218V217H197ZM219 218H217L219 220ZM257 218V215H256ZM105 219H107L109 221L108 225H102L103 221H105ZM178 219V218H177ZM202 221V218H200ZM259 219V218H258ZM11 220V219H10ZM174 220V219H173ZM192 220V219H191ZM195 220V219H194ZM211 220V219H210ZM252 220V219H251ZM250 220V221H251ZM254 220V219H253ZM252 220V221H253ZM107 222V221H106ZM192 222V221H191ZM7 223V222H6ZM194 224V221L192 222ZM213 223V222H212ZM252 222H250L251 224ZM11 224V222H10ZM214 225V224H213ZM212 225V226H213ZM222 225V223L220 224ZM236 226V223L234 224ZM244 225V224H243ZM11 226V225H10ZM215 226V225H214ZM229 226V227H228ZM245 226V225H244ZM191 227V226H190ZM233 227V228H232ZM131 230V229H130ZM252 231V225L247 226V229H245L243 232H247V231ZM256 230H258L256 228ZM239 231V230H238ZM131 236L133 233H136L135 231H131ZM140 234H142V231ZM197 232V231H196ZM199 232V231H198ZM258 232V231H257ZM256 232V233H257ZM127 233V232H126ZM125 233V234H126ZM138 233V232H137ZM200 233V232H199ZM128 236L126 235V237H130L129 232L127 233ZM201 234V233H200ZM235 234V233H234ZM259 234V232H258ZM261 234V233H260ZM144 236V234H142ZM247 235V234H246ZM250 235V234H249ZM69 236V235H68ZM120 236V235H119ZM136 237V234L134 235ZM137 236H139V234H137ZM85 237V236H84ZM125 237V238H126ZM134 237V238H135ZM113 238V237H112ZM139 238V237H138ZM185 238V239H183ZM249 238V239H248ZM252 238V237H251ZM132 239V238H131ZM254 239V238H252ZM113 240V239H112ZM138 241V240H137ZM257 241L259 242L260 245L258 246H254L252 245V242L257 244ZM130 242V241H129ZM123 243V242H122ZM128 245V243L126 244ZM90 246V245H89ZM93 247V246H92ZM123 247V246H122ZM188 248L190 246H187ZM99 248V247H98ZM97 248V249H98ZM117 248V247H116ZM126 248V247H125ZM96 249V248H95ZM121 249V248H120ZM132 249V248H131ZM99 250V249H98ZM97 250V251H98ZM190 250V248H189ZM199 250V251H200ZM96 251V250H95ZM127 251V250H126ZM191 251V250H190ZM85 253V251H83ZM100 252V251H99ZM98 252V253H99ZM185 252V251H184ZM203 252H201L203 254ZM102 253V252H101ZM130 253V252H129ZM94 254L96 255V252H94ZM181 254V255H180ZM127 257L129 256L128 254H126ZM132 255V253H131ZM195 255V254H194ZM85 256V255H84ZM83 256V257H84ZM94 256V255H93ZM191 256V255H190ZM82 257V258H83ZM96 257V256H95ZM101 257V256H100ZM203 257V256H202ZM201 257V258H202ZM208 257V256H206ZM206 257H203L206 258ZM130 258V257H129ZM210 258V261L212 260ZM116 259V258H115ZM97 260V259H96ZM187 260V259H186ZM218 260V261H219ZM121 261V260H120ZM189 261V260H188ZM100 262V260L98 261ZM114 262V261H112ZM111 262V263H112ZM227 263V264H228ZM8 264V263H7ZM104 264V263H103ZM110 264V263H109ZM116 264V263H115ZM191 264H194L191 262ZM196 264V263H195ZM239 264V263H238Z\"/></svg>", "mask_w": 264, "mask_h": 264}]
</instances>
